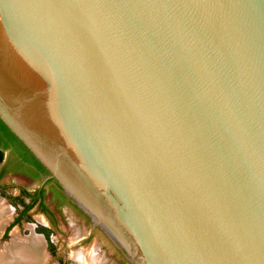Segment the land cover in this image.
Segmentation results:
<instances>
[{"label":"water","instance_id":"obj_1","mask_svg":"<svg viewBox=\"0 0 264 264\" xmlns=\"http://www.w3.org/2000/svg\"><path fill=\"white\" fill-rule=\"evenodd\" d=\"M0 121L130 264H264V0H0Z\"/></svg>","mask_w":264,"mask_h":264},{"label":"rangeland","instance_id":"obj_2","mask_svg":"<svg viewBox=\"0 0 264 264\" xmlns=\"http://www.w3.org/2000/svg\"><path fill=\"white\" fill-rule=\"evenodd\" d=\"M1 183L4 190L0 191V201L12 209L13 219L9 222L11 225L20 214V209L12 199L19 195L20 188L33 193L40 186V181L10 175ZM49 189L50 186H47V202L53 207L50 203L52 196ZM57 215L58 227L54 228L41 210L35 207L21 223L10 228L8 235L4 237L10 226L7 224L0 237V251L4 249L5 244L12 241V234L17 231L20 238L26 242L32 238L41 241L46 264H86L77 257L80 254L96 258L95 263L87 264H130L117 247L99 229H95L91 220L79 209L69 205L62 206ZM53 254L59 258H55Z\"/></svg>","mask_w":264,"mask_h":264},{"label":"flooded vegetation","instance_id":"obj_3","mask_svg":"<svg viewBox=\"0 0 264 264\" xmlns=\"http://www.w3.org/2000/svg\"><path fill=\"white\" fill-rule=\"evenodd\" d=\"M8 152L9 154L7 155ZM26 157L29 160H24L11 148L10 150L5 151L4 161L0 164V177H2L0 179V191H2V189L4 188L2 187V180L10 175L23 176L28 180L40 181V186L33 193L25 188H20L19 195L12 199V201L20 209V214L16 217V219H14L13 224H9L10 226L8 227L4 237L8 235L10 228L16 225L15 222L19 217L22 216V214H25V217L28 216L32 209L35 207L41 210L42 214L47 218L51 226L54 228L58 227L59 221L57 213L62 206L69 205L74 208L76 207L65 196L60 187L53 180H46L48 177L47 172L38 164L36 160H34V158L27 151ZM47 186H50L49 193L52 196L50 203L53 204V207H51L47 202ZM26 193H29L31 196H27ZM20 200L23 201V204H21ZM28 205H33L32 209L28 210L26 208V206ZM87 219L89 218L87 217ZM47 229L49 228L47 227ZM54 257L59 258L56 255H54Z\"/></svg>","mask_w":264,"mask_h":264},{"label":"bare ground","instance_id":"obj_4","mask_svg":"<svg viewBox=\"0 0 264 264\" xmlns=\"http://www.w3.org/2000/svg\"><path fill=\"white\" fill-rule=\"evenodd\" d=\"M12 219V209L0 201V237ZM12 236V241L5 244L4 249L0 251V264H46V257L40 240L32 238L26 242L20 238L17 231H14ZM77 257L86 264L96 262L94 256L88 257L85 254H80Z\"/></svg>","mask_w":264,"mask_h":264},{"label":"trees","instance_id":"obj_5","mask_svg":"<svg viewBox=\"0 0 264 264\" xmlns=\"http://www.w3.org/2000/svg\"><path fill=\"white\" fill-rule=\"evenodd\" d=\"M0 132H1V135H0V164L4 161L5 151L6 150H10L11 148L13 149V151L15 153H17L24 160H29L26 157V151H27L26 148L17 140V138L5 127V125L1 121H0ZM1 178L2 177H0V179ZM26 195L27 196H31L29 193H26ZM20 202H21V204H23V201L22 200H20ZM32 207H33V205L26 206V208L28 210L32 209ZM24 217H25V214H22V216L17 219V221L15 222V224L20 223L23 220Z\"/></svg>","mask_w":264,"mask_h":264}]
</instances>
